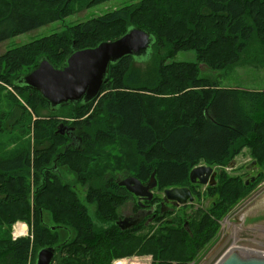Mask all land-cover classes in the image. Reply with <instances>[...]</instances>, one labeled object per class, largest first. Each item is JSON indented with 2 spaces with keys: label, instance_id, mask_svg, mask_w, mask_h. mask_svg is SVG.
Masks as SVG:
<instances>
[{
  "label": "trees",
  "instance_id": "trees-1",
  "mask_svg": "<svg viewBox=\"0 0 264 264\" xmlns=\"http://www.w3.org/2000/svg\"><path fill=\"white\" fill-rule=\"evenodd\" d=\"M70 1L17 0L18 6L15 1L0 0V42L64 18ZM99 1L92 0L90 5ZM128 26L154 36L150 52L110 64L96 100L51 112L37 90L17 84L40 57L58 66L70 50L112 40ZM187 50L194 51L193 61L173 59L178 51ZM252 52L254 59L259 56L264 61V0H142L0 55V82L17 93L26 92L24 101L32 109L42 106L48 113L34 120L32 152L28 147L0 156V264H35L36 252L46 246H57L51 264L56 260L59 264H111L113 258L132 254L151 255V264L195 260L216 236V220L256 181L246 184L220 169L214 185L201 191L194 189L189 171L202 161L211 167L228 166L247 148L260 168V178L264 176V87L220 86L200 76L198 64L226 69L239 64L242 57L252 59ZM25 65L27 70L21 72ZM26 114L18 105L0 111V132L25 121ZM66 123L75 130L74 143L60 133V125ZM105 139L118 140L116 147L134 156L133 165L130 161L125 165L126 175L145 183L154 172L157 189L189 187L198 199L210 198V204L204 211L197 209L196 217L173 215L145 234L137 232L142 223L120 229L114 219L130 193L109 173L113 167L96 166L94 181L87 182L90 162L111 157L110 151L99 149ZM32 155L37 163L29 173ZM101 155L102 159L97 158ZM43 156L52 158L51 168ZM59 164L79 176L81 185L88 183L83 195L61 181L55 170ZM152 198V202L159 199ZM88 204L95 206L97 225L90 220ZM156 211L155 221L167 216ZM16 220L31 225L28 236L11 239Z\"/></svg>",
  "mask_w": 264,
  "mask_h": 264
},
{
  "label": "rangeland",
  "instance_id": "rangeland-1",
  "mask_svg": "<svg viewBox=\"0 0 264 264\" xmlns=\"http://www.w3.org/2000/svg\"><path fill=\"white\" fill-rule=\"evenodd\" d=\"M12 1H15V4L19 6L17 0ZM91 1L92 0H71L69 14L64 18L41 25L33 30L20 33L0 42V55L9 49L24 46L27 43H31L50 34L67 32L74 25L94 20L108 12L117 10V8L136 5L142 0H100L97 3L90 5ZM29 50L30 48L25 51L28 52ZM173 59L193 61L195 59V53L193 50L178 51L173 56ZM29 63L31 65L32 61ZM198 66L200 76L206 77L220 86L238 87L246 90H255L264 87V61L259 56H257V59H254L253 52L252 59L248 57L243 59L242 57L239 64L226 69H211L204 63H200ZM27 67L28 65H25L21 72L26 71ZM25 93L26 92L17 93L10 85L0 82V111H8L12 107L18 105L22 110H24V112L29 113V115H25V121H20L17 126H14L11 129H3V131L0 132V156L5 157L17 152L19 149H28V147L30 152H32L31 149L34 145L32 137L34 133V120L36 118H44L48 115L46 109L42 106L37 109H32V107L24 101L23 95ZM1 128H3V126H1ZM116 141L118 140L105 139V141L99 145L100 150L110 151L111 153L109 154L111 157H105L109 160H101L96 163L93 161L90 162V172L88 173L87 178V182H90V184L94 181L93 170L96 169V166L106 167L111 165L113 170L111 169L109 173L118 180L128 174L125 170V165H127L128 161L132 163V158L134 156L130 157L128 153L126 154L125 150L118 148V146L116 147ZM68 142H70V139H68ZM113 144L115 145L113 148L109 147ZM91 152L93 155V150H91L90 153ZM30 157L31 162L29 173H33L34 165H36L37 162H35V159L32 158L33 155ZM43 158L49 161L48 165L50 166L48 167L51 168L52 163L50 164V162L52 161V158H48L46 156H43ZM97 158L102 159L103 156H97ZM233 160L234 162L232 166H223L220 168V166L214 165L212 168L217 171V174L221 171L220 169H224V172H226L227 175L238 176L240 179L245 181H248L251 175L255 176L258 173L256 180H254L256 183L247 194L238 199V201L226 212L224 216L216 220V236L212 239V241L205 245V248L199 251L195 260L189 262L188 264H217L218 261L223 259L225 253L233 243L240 247L242 251L238 249L236 252L242 256H259L248 252L252 249L264 252V176L263 178H260V168L256 166V162L255 164H252L250 168H246L248 163L251 162V157L247 148L242 149L240 153L236 154L233 157ZM38 162L40 163V160H38ZM201 163L203 164L204 162L202 161ZM55 170L63 183H68L71 186L76 187L75 189L78 190L80 194H84L88 187L87 182L81 185L80 179L78 178L79 176L71 172L66 165H56ZM31 176L32 174L28 177V179H31ZM104 176L109 175L105 173ZM216 180L217 178H215V181ZM30 188L31 190L33 189L31 184ZM200 189H202V187H200ZM152 195L159 197L156 201L162 199V197L164 198L163 189L159 190L155 185V187L152 188ZM192 199V203L187 201L178 205L177 209H173L172 206L168 212H162V214H167V216H163L164 218L162 220L155 221L153 219L148 222H142L140 226L143 225V227H138L137 232L145 234L146 231L155 229L159 225L158 223L170 219L173 215H178L180 219H184L188 215L196 217L200 211H204L210 204V198L198 199L196 194H193ZM138 201L139 199L136 196L130 195V198L127 199L120 208H118L117 213L120 214L130 212L132 209L137 207ZM198 206H201L200 208H197L200 211L195 208ZM86 207L92 223L95 225L99 224L95 218L94 204H88ZM44 213V216H47L46 212ZM44 218L48 224L51 222L47 220V217ZM16 226H20L22 231H25L26 226L27 233L20 237L29 235L31 225L24 220H16L11 225V239H13V228ZM117 261H122L124 264H151L152 256L147 254H132L131 256L116 257L111 260V264H116ZM52 264H59L58 260L54 261Z\"/></svg>",
  "mask_w": 264,
  "mask_h": 264
},
{
  "label": "water",
  "instance_id": "water-1",
  "mask_svg": "<svg viewBox=\"0 0 264 264\" xmlns=\"http://www.w3.org/2000/svg\"><path fill=\"white\" fill-rule=\"evenodd\" d=\"M154 40V36L146 29L128 26L124 33L112 40H102L92 46L70 50L58 66H54L46 57H40L32 69L20 75L17 84L37 90L51 112L77 102L87 104L100 96L110 64L127 55L135 57L146 55L150 52ZM233 162L234 160L228 166H232ZM255 162L252 160L246 168H250ZM215 175L216 172L211 166L197 165L189 171V180L194 182L197 179L200 183H206L209 178L210 182L214 183ZM249 180L252 182L254 177ZM118 184L135 196L150 199L156 180L152 172L145 183L129 175L118 181ZM163 194L166 200H173L176 205L191 201L193 198L188 187L165 188ZM150 211L125 215L117 220V225L122 230L133 228L150 214ZM184 228L189 232L187 221L184 222ZM56 249L57 246L40 248L35 255V264H51ZM218 264H264V257L242 256L236 251H230Z\"/></svg>",
  "mask_w": 264,
  "mask_h": 264
},
{
  "label": "flooded vegetation",
  "instance_id": "flooded-vegetation-1",
  "mask_svg": "<svg viewBox=\"0 0 264 264\" xmlns=\"http://www.w3.org/2000/svg\"><path fill=\"white\" fill-rule=\"evenodd\" d=\"M60 129H61L60 133L61 132L62 133H66V135H68L70 137L71 143L76 142L75 130L73 129V126L72 125L62 124L60 126ZM200 165H203V164H200ZM215 172H216V175H217V171H215ZM216 175H215V178H216ZM125 176L126 175H124L122 178H124ZM257 176H258V173L255 176L251 175L249 178L254 177V180H255V177H257ZM121 179L118 180V179L115 178V181L118 183V181H120ZM191 183H192V185H193V187H194L195 190H199L200 187H202L201 191H205L209 186L214 185L215 182L214 183H211L210 182V179L207 178L206 183H200V182L197 181V179H196V181L191 182ZM119 186H121V185H119ZM121 187H123L125 189L124 186H121ZM189 190H190L191 195L193 197V190H191L190 188H189ZM130 195H133V194L130 193ZM136 197L139 199V201L137 202V207L135 209H132L130 212H125V213L118 214L117 217L114 219V223L116 225H117V220L119 218H122L125 215H132V214L137 213V212L151 210L150 211V214H148L147 216H145L143 218V220L140 222V223H142L143 221L144 222H148V221L153 220L155 218L154 214H157V211H156L157 209L159 210L158 212H168L171 209L172 206H173V209H177L178 208V205H176V203L173 200H166V199H164L165 197L164 198L162 197V199H160L159 201H153V202H152L153 195H152V197L150 199H148L146 197H142V198H140L138 196H136ZM192 201H193V199L191 201H189V202L192 203ZM121 206L122 205H120L118 208H120ZM199 207H201V206H198V207H195V208L197 209ZM232 225H233V223H232Z\"/></svg>",
  "mask_w": 264,
  "mask_h": 264
},
{
  "label": "bare ground",
  "instance_id": "bare-ground-1",
  "mask_svg": "<svg viewBox=\"0 0 264 264\" xmlns=\"http://www.w3.org/2000/svg\"><path fill=\"white\" fill-rule=\"evenodd\" d=\"M196 181V180H195ZM18 231H22V228L21 229H19ZM25 231H26V228H25ZM234 242V241H233ZM244 248V247H243ZM238 249L239 250H241L240 249V247H238L237 245H235V243H233V244H231V246H230V248L228 249V251L225 253V255L228 253V252H230V251H238ZM247 250V249H246ZM245 250V251H246ZM253 250V251H252ZM252 250H250V251H248V252H251L252 254H256V255H259V256H264V252H262V251H259V250H254V249H252ZM242 251V250H241ZM224 255V256H225ZM254 256V255H253ZM221 259V258H220ZM220 261H218L217 262V264L219 263Z\"/></svg>",
  "mask_w": 264,
  "mask_h": 264
},
{
  "label": "built area",
  "instance_id": "built-area-1",
  "mask_svg": "<svg viewBox=\"0 0 264 264\" xmlns=\"http://www.w3.org/2000/svg\"><path fill=\"white\" fill-rule=\"evenodd\" d=\"M25 228H26V226H25ZM19 229H21L20 226H16L13 228V232H12L13 239H16V237L24 236L27 233V229H26V231H18Z\"/></svg>",
  "mask_w": 264,
  "mask_h": 264
},
{
  "label": "crops",
  "instance_id": "crops-1",
  "mask_svg": "<svg viewBox=\"0 0 264 264\" xmlns=\"http://www.w3.org/2000/svg\"><path fill=\"white\" fill-rule=\"evenodd\" d=\"M205 165V164H204Z\"/></svg>",
  "mask_w": 264,
  "mask_h": 264
}]
</instances>
